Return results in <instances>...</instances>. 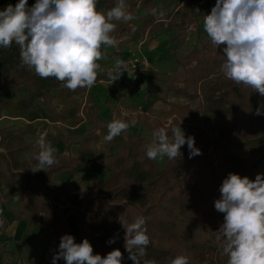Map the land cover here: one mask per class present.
Masks as SVG:
<instances>
[{
	"label": "trees",
	"instance_id": "trees-1",
	"mask_svg": "<svg viewBox=\"0 0 264 264\" xmlns=\"http://www.w3.org/2000/svg\"><path fill=\"white\" fill-rule=\"evenodd\" d=\"M18 2L0 0V11ZM35 2L28 0V7ZM116 2L98 0L97 8L110 10ZM126 3L131 13L137 11L145 14L144 18H139L138 25H130L128 22L130 26L127 31L135 30L143 34H155L160 30L173 32V41L180 45L184 41L185 28L197 23L199 16L205 10L209 11L210 5L216 3V0H186L174 4L170 17L164 21L151 14V10L156 8V0H126ZM119 24L117 22L116 31L112 34L115 38L118 37ZM223 47L221 45L216 48L207 39L187 53L183 60L177 59L184 72L182 87L176 88L173 83H169L167 92L175 98L194 100L199 86L215 76L216 87L223 91L222 101L228 107L219 121L210 128L209 134L200 140L194 138L200 155L190 158L185 144L181 148L182 156L174 160L166 157L159 173L156 172L154 160L146 156L148 146L143 144V139H122L123 132L117 136L120 141L116 142L117 149L121 151V161L113 172L100 182L92 181L84 192L76 181L67 190L64 185L54 183L53 176L66 170L74 172L78 168L87 167L89 163L79 156L56 155L58 164L36 173L34 171L38 165L35 157L39 150L28 159L20 160V157L34 145L25 141V137L38 138L43 132L31 123L16 131L0 130V188L21 181L18 197L21 204L16 211L17 220L36 221L40 213L44 214V235L52 231L53 248L57 253L61 237L70 235L66 216L77 215L81 225L76 243L87 238L101 256L119 249L123 254L122 264H133L124 248L125 229L120 217L126 224H130L142 216L151 241L149 247L152 251L162 253L160 257L147 253L146 259H154L156 264H170V259L183 254L189 257L190 264H203L206 257H214V264H227V257L221 254V248L216 252L209 247L210 244L221 247L214 233L222 225L224 214L215 209L214 203L220 198V186L229 173L247 176L251 180H255L257 174H264V115L255 114L264 97L251 88L225 79L221 68L226 59ZM19 65V48L15 43L11 48H0V92L18 88L27 90L15 103L0 99V118L3 113H8L11 117L27 119L33 105L41 100L51 123L68 121L69 110L82 111V117L77 118L76 124L84 120L89 124L101 122L100 116L94 114L93 103L85 96L87 88L69 91L54 78L42 79L34 71L29 74L27 68ZM100 81L111 80L98 75L96 83ZM77 99H84V102L79 103ZM55 102L62 108L57 109ZM172 109L181 111L176 117L178 119L183 116V112L187 113L188 108L172 106ZM261 111L264 112V109ZM176 119L171 122L169 136L171 129L177 127L179 120ZM188 130L192 131L193 128ZM46 141H62L64 146L75 145L78 152L93 155L106 148L101 146L99 150L93 149L92 146L100 141L95 127L86 129L82 135H67L60 129L54 135L46 132ZM123 193L127 194L124 199L120 198ZM100 213H105L109 219H102ZM110 240L114 242L109 243ZM47 249L46 246L32 264H43ZM11 261L17 264L18 257L11 256ZM56 264L66 262L60 259Z\"/></svg>",
	"mask_w": 264,
	"mask_h": 264
},
{
	"label": "clouds",
	"instance_id": "clouds-1",
	"mask_svg": "<svg viewBox=\"0 0 264 264\" xmlns=\"http://www.w3.org/2000/svg\"><path fill=\"white\" fill-rule=\"evenodd\" d=\"M97 4L98 0H36L30 8L28 0H19L15 6L9 4L0 11V48L8 49L15 43L19 66L42 79L54 78L72 92L91 89L103 71L98 63L104 59L102 48L117 46L112 35L117 22L136 18L128 10L126 0H117L106 12L99 10ZM151 14L163 16L156 8ZM203 30L216 48L224 46L226 59L221 68L225 79L264 97V0H216L211 12L204 15ZM125 71L128 72L127 64L117 60L107 76L113 83ZM259 104L255 114L264 115V100ZM136 123L135 119H113L107 124L104 139L111 142ZM37 143L38 170L59 163L58 150L46 142V133L39 135ZM185 144L190 158L201 154L194 137L185 136L180 126L171 129V136L161 127L152 132L146 156L150 160H174L182 156ZM219 191L214 207L224 216L214 238L221 245L227 264H264V174L251 180L229 173ZM120 222L125 229L124 248L133 264H156L154 259L145 258L151 242L145 218L137 217L126 224L120 217ZM60 259L66 264H122L123 254L119 249L106 256L94 254L88 239L76 243L72 235H64L52 264ZM170 264H190V260L181 254L170 259Z\"/></svg>",
	"mask_w": 264,
	"mask_h": 264
},
{
	"label": "rangeland",
	"instance_id": "rangeland-1",
	"mask_svg": "<svg viewBox=\"0 0 264 264\" xmlns=\"http://www.w3.org/2000/svg\"><path fill=\"white\" fill-rule=\"evenodd\" d=\"M186 2V0H156V9L163 13V16L159 14L155 17L158 20H168L170 12L173 9L172 5H178ZM193 3V2H192ZM215 3L210 5V9L206 10L196 20L197 23L188 25L185 28L184 41L179 45L174 42L175 34L166 33L163 30L155 34H143L140 32L127 31L128 26L131 24H139L140 19L144 18L145 14L137 11L132 12L136 17L129 21L130 25L121 21L118 25L120 30L118 31V41L115 47H105L103 49L104 59L98 61L101 64L103 71L99 75L107 76L110 69L113 68L117 60H123L127 66L132 60L139 58H146L149 64L148 71L142 76L133 80L126 77L128 72L125 71L120 79L115 82L101 81L91 89L87 90L86 98H89L94 105L95 115H106L104 121H95L93 124H89L88 121L76 124L78 117L82 116V111L69 110L68 114L70 119L62 126L66 132H77L78 129L84 130L86 128H99L98 134H100L101 143H108L109 145L105 149H101L94 159L92 165L88 168V171L79 172L80 176L85 175L87 177L86 182L83 183L81 179L77 180V184L80 185L83 192L89 187H86L89 180L101 181L113 172V169L121 161V151L117 149L116 142L120 141L118 137H115L111 142L104 139L107 135V124L113 119H122L130 122L132 119L137 121L135 126H130L124 133L122 139L135 140L137 137L143 139V144L149 146L152 141V132L163 127L167 131L170 129L173 119L181 113L178 109H172V106L187 107L189 109L182 113V117H178L177 127H181L188 136H191L196 140L204 138L206 134H209V130L218 121L228 104L222 101L223 91H220L216 87V77L213 76L207 81L203 82L197 92V97L194 100H188L187 98L180 97L175 98L172 93L167 92V85L173 83L176 88H181V81L184 77L183 69L178 65L177 59L183 60L185 55L190 51L198 48L200 43L209 39L207 34L203 30L204 15L211 12ZM105 8L102 11H107ZM122 29V30H121ZM199 33V34H198ZM29 74H32V70H28ZM27 93L24 88H18L16 90L0 92V99L7 103H15L20 97H23ZM79 103L84 102V99H77ZM153 100V101H152ZM54 106L59 108V105L55 102ZM8 117V113H4ZM95 116V117H96ZM109 116V117H107ZM11 118V117H8ZM27 119L32 122L38 129L43 131H54L55 126L50 124L49 117L46 116L43 109V103L41 100L37 101L31 111L27 114ZM24 124L20 120H10L0 124L1 127L7 129H15ZM193 128L192 131L188 130ZM103 133V134H102ZM213 136L212 133H210ZM37 143V140L35 141ZM38 144V143H37ZM156 165V172L159 173L163 165L166 162V157L163 159L154 160ZM89 172V175H88ZM81 178V177H80ZM90 178V179H89ZM86 188V189H85ZM127 194H121L120 198H126ZM102 219L108 220L109 218L105 213H100ZM129 221H132L129 218ZM87 239V238H86ZM90 242V241H89ZM92 245V244H91ZM93 246V245H92ZM211 249L216 252L220 250V246L209 245ZM94 254H97L93 247ZM146 252L151 256H161L162 253L152 251L149 246ZM214 257H206L203 264H214Z\"/></svg>",
	"mask_w": 264,
	"mask_h": 264
},
{
	"label": "crops",
	"instance_id": "crops-1",
	"mask_svg": "<svg viewBox=\"0 0 264 264\" xmlns=\"http://www.w3.org/2000/svg\"><path fill=\"white\" fill-rule=\"evenodd\" d=\"M61 108L62 107L59 106V108L57 109H61ZM45 114L47 117H49L46 112ZM8 117H11V116L8 115ZM8 117L7 115L3 113L2 117L0 118V124L8 121V119L20 120V121H23L24 124H22L20 127H17L15 129H7L6 127H1L0 130L16 131V130H19L25 127L29 123L33 124L28 119L17 118V117L8 118ZM105 117L106 115L100 116L101 121H104ZM49 122H50V118H49ZM81 123H78V124L80 125ZM50 124L55 126L54 131L52 130L43 131V130L38 129V127L35 126L34 124L33 125L38 129V131L43 132V133L47 132L50 135H54L56 133V130L58 129L64 131L67 135H77V134L82 135L86 129H90V128H86L84 130L78 129L77 132L68 133L62 127L64 123H59V122L51 123L50 122ZM98 130L100 129L97 128L96 134H98L97 133ZM98 135L100 136V134ZM36 140H38V138H35L32 136L25 137V141L31 142L34 145L28 152H26L22 157H20V160L28 159L32 153L39 150V146L35 142ZM100 142H101V137H100L99 143ZM97 144L92 146L93 149L99 150L101 146L107 147L109 145L108 143L106 144L101 143L100 146ZM51 145L58 150L56 155H64V156L70 155L72 157L79 156L84 162L89 163L87 167L78 168L74 172L70 170H66V171H63L62 173L56 174L53 176L52 181L54 183L64 185L67 190L70 188V186L72 185L74 181L77 182V180L79 179H81L83 183H85L87 177L85 175L80 176L79 172L88 171V168L93 163V161L91 162V160L94 159L96 154L93 155L92 153L78 152L77 146L75 145L64 146L62 141H59L58 143H51ZM36 170H38V167L35 168V172L37 173V172L42 171V170H38V171ZM88 175H89V172H88ZM92 181H95V180L93 179L89 180V183L87 184L86 187H89ZM96 182H100V181H96ZM81 191L83 192V189ZM20 192H21V181H17L13 184H5V185H2L0 188V264H3L4 262L8 264H12L11 256L18 257L17 264H26V262H28L29 264H32L44 252L46 246L48 249L45 251L43 264H52V258L56 254V250H54L53 248L54 236L51 235L52 233L51 230L48 231L44 235V229H43L44 214L40 213L36 221H33V220L23 221V220H17L16 218V211H18V209L20 208V204H21L18 201ZM65 220L70 230V235H72L75 238V241L78 240L79 230H80V225H81L80 217L74 214H70L66 216ZM82 241L83 240H81V242Z\"/></svg>",
	"mask_w": 264,
	"mask_h": 264
},
{
	"label": "built area",
	"instance_id": "built-area-1",
	"mask_svg": "<svg viewBox=\"0 0 264 264\" xmlns=\"http://www.w3.org/2000/svg\"><path fill=\"white\" fill-rule=\"evenodd\" d=\"M148 67H149V64H148V61L146 58L142 57L139 59L132 60L129 63L128 75L126 74V77L131 79V80L133 78V80H134V79L142 76L145 72H147Z\"/></svg>",
	"mask_w": 264,
	"mask_h": 264
}]
</instances>
